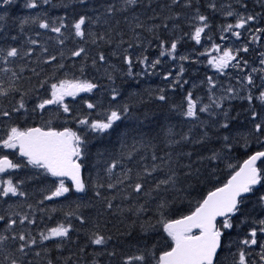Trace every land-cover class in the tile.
Segmentation results:
<instances>
[{
	"label": "snow or ice",
	"instance_id": "6c2138e0",
	"mask_svg": "<svg viewBox=\"0 0 264 264\" xmlns=\"http://www.w3.org/2000/svg\"><path fill=\"white\" fill-rule=\"evenodd\" d=\"M41 2L47 5L50 0H24L23 7L36 9ZM237 2L244 11L233 8L231 4L218 6L216 0H208L207 3L208 9L213 13L219 11L225 17L234 18V23L219 25V31L221 41H228L229 35L226 34H230L231 37H235L237 43L222 47L221 44L213 41L211 48H206L204 52L199 53L200 56L207 55V65L215 70L217 76H228L229 82L221 83L213 76H206L201 84L207 85V103L201 97H196L193 90L189 89L183 98L182 105L172 106V110H178L190 126L187 131L181 132L174 131L170 125L163 129L164 146L168 151L162 155H157L156 144L153 142L156 138L149 139L144 132L149 113L139 112L140 101H137L136 97L140 93L132 92L127 100L118 102L122 92L120 87L115 86L114 73L120 69L109 64L108 57L103 52L92 59L91 66L99 71L98 62L107 65L103 71L107 84L97 82L99 77L87 76L86 61L89 53L83 46L71 50L67 55L64 51L55 55L51 54L45 46H41L40 54H36L31 45H37L39 41L32 38L27 40L26 43L29 46L26 50L23 45L0 46V62L5 65L0 68V72L10 73L7 85L3 79H0V97L7 98L13 94H19V99L10 110L0 109V117L10 119L13 114H18L22 110L27 112L28 99L39 89L29 88L21 91L17 87L16 81L22 78L21 74L28 65L16 62L36 55V60L32 61L35 67L30 71L37 78L44 76L43 80H39V88H45L47 85V95H37L38 102L31 111L35 113L37 110H46L50 105H57L63 113L69 114L76 124L84 129L83 133H78L70 127L57 130L51 126L50 122L46 126L23 129L9 125L6 131L0 134V148L16 149L23 160L14 162L8 155H0V173L27 166L42 170L39 174H47L57 179L52 186L40 189L42 193L47 194L43 195V200L39 203L50 201L55 197H66V194L71 195L73 190L75 193L85 194L88 191H94L95 197L98 200L102 199L105 211L121 215L131 213L135 220L130 227L134 228L138 222L142 235H158L160 229L166 234L163 248L157 247V244L149 246L146 242L141 245L138 241L134 246V254H120V264H223L219 256L225 249L232 255V264H264V240L259 239L260 236H264V217L257 219L251 216V212L256 208L264 210V52L259 53L258 67H252L250 62L243 58V54L249 52L251 44L264 40V27L250 26L252 22L264 17V12H248L246 0H237ZM13 3L15 0H0V10ZM78 3L85 6L86 0H78ZM256 3L264 9V0H256ZM62 6L67 8V2ZM133 6L142 7L145 11L151 9L155 15L148 17L150 20L159 15L153 7V0H147V2L145 0H114L112 3L103 5L104 12L95 20L87 15H79L71 24V28L74 30L75 37L82 40L89 36L93 44H96L98 40L112 43L107 34L86 33L84 30L86 22L96 23L104 16L112 17L118 12L133 11L135 24L132 30L145 28ZM173 6L190 10L184 13V18L188 21L191 31L182 33L183 37L190 38L196 44H201L202 34L211 40V36H208L211 30L210 16L201 12L198 0H183L182 4L180 0H170L169 4L163 6L170 13L165 17L166 20L175 21L181 16V13L173 11ZM6 17H8L6 11L0 15V27L4 26ZM36 19V17H24L19 20V24L23 27L24 24L30 21L35 22ZM104 23H108V20L105 19ZM39 27L50 28L51 32L62 35V29L66 27L65 17L50 21L41 19ZM159 27V25H152L145 30L155 34ZM164 27L167 28V24ZM178 28L179 25L173 23V30ZM244 31H247L248 40L241 43ZM155 38L159 40L160 51L159 56L153 60H149L143 52L140 54L130 52L129 50L134 47L131 43L127 48H123L122 52L112 53V55H120L123 64L127 67V72H122L121 75L128 78L143 75L149 69L155 70L161 65L162 57H168L174 62L179 61L178 71L174 77L171 70L165 72L163 80L168 82L169 89H182L188 83L183 80L185 73L183 62L190 58L188 55L176 56L178 43L182 37L178 36L170 42L160 39L158 35ZM15 39L16 37L12 36V40ZM136 39L140 40L139 33H136ZM57 40L60 45L64 44V39L57 37ZM124 43L125 41L121 39L117 49H120ZM140 47L143 48L144 44L141 43ZM68 57L84 58V62L78 69L79 75L70 76L65 73L63 78H57V73L65 69L64 61ZM12 64H16L18 71L9 67ZM136 64L142 65L144 71L134 72ZM48 65L54 66L50 75L45 74ZM229 69L236 70L235 84L231 83ZM246 69L250 70L244 74ZM152 74L156 72L153 71ZM257 78L260 81L259 85L256 83ZM94 90L100 91L106 97L110 95L107 107L100 100L86 99L83 104L92 111L88 114L73 116L74 109L66 103L65 98H76L81 93H93ZM155 91L157 93L155 99L166 103L168 96L165 89L159 88ZM148 94L151 98L152 90H149ZM234 100L247 101L249 105L244 111V128H233V125L239 121L240 113L233 116L231 107H224L225 104L231 105ZM257 101L259 109L256 106ZM92 112L96 113L95 117ZM201 114H206L207 118L202 119ZM93 141L97 145L94 153L91 151ZM253 142L259 146L260 150L247 155V158L238 166L228 164L231 174L225 182L211 188L201 199L196 200L187 214L176 215L179 211L175 206L177 199L183 202L187 198L180 193L187 192L188 188L192 187L190 181L198 178L202 174V169L207 171L212 162L230 159L238 150H248ZM116 144H119V149L110 150ZM209 145L210 147H206ZM182 146H192L193 150L175 151ZM198 148L203 151H197ZM142 152L143 155H141ZM149 152L151 153L150 162L148 161ZM89 156L95 157V165H104L105 176L102 177L99 173L95 178L82 175ZM137 156H139L137 166H129ZM193 156H196V160L192 159ZM185 160L187 163H182ZM116 169L119 171L117 172ZM214 174V169L208 173L209 176ZM65 178L71 181V186L66 184ZM186 182L189 183L186 184ZM24 183V180L14 181L11 177L0 178V198L27 197L28 193L22 190ZM104 189L109 190V196H102ZM172 192L177 195L169 199V193ZM141 198L144 199V203H139ZM117 199L121 202L134 203H130L128 207H122L121 204L114 203ZM153 202L155 208L152 216L142 219L141 217L149 211L148 205ZM74 203L77 209L82 206L79 200ZM249 204L252 205L251 209L247 208ZM28 208L32 209L33 205L28 204ZM39 210L44 211V209ZM50 211H56V209L53 208ZM64 216L65 220L40 230L38 235H34L30 229L22 227L25 223L29 225L35 223L28 214H21L14 210H6L4 214H0V221L4 222L3 228L0 229V264H54L52 258H47L45 262L51 250L44 245V242L53 243L59 250L63 247L64 241L71 239V232L75 230L71 220L67 218L76 216L81 224L86 222L84 217L78 216L75 211L65 212ZM237 217H240L238 223ZM17 224L21 226L19 230L16 227ZM240 225L250 226L242 239L233 240L230 233ZM111 240V236H106L99 230L91 232L88 236V242L91 245L103 246L105 250ZM237 245V251L232 253V247ZM253 246L259 248V251L255 253L258 260L251 258L254 253L250 249ZM84 251L83 247L79 249L80 253ZM104 254L114 258L118 252L113 249L96 255ZM30 256L39 259H29ZM70 261L71 257H68L65 264H69ZM93 264H100V262L94 258Z\"/></svg>",
	"mask_w": 264,
	"mask_h": 264
},
{
	"label": "trees",
	"instance_id": "16d2710c",
	"mask_svg": "<svg viewBox=\"0 0 264 264\" xmlns=\"http://www.w3.org/2000/svg\"><path fill=\"white\" fill-rule=\"evenodd\" d=\"M67 2L68 7L65 8L62 5ZM114 0H86L85 6H81L78 3V0H50V3L45 5L42 2L39 3L36 9H27L23 7L24 0H15V3L4 6L0 10V15L4 14L6 11L8 17L3 22L4 26L0 27V46H24L25 50L29 46L27 45V40L29 38L36 39L39 41L37 45H31L35 49L36 54H40L41 46H45L49 49L51 54H58L60 51H64L67 55L71 50L76 49L77 47L83 46L88 50L89 58L86 61L87 69L86 74L89 78L99 77L97 81L99 83L107 84L108 81L103 77L104 68L107 65H103L98 62L96 68L91 66V61L95 58L98 53L103 52L108 57V63L115 65L116 68L120 71L115 72L116 77L115 86L120 87L122 95L119 98L118 102H123L128 99L129 94L132 92L140 93L136 97L137 101H140L139 112L140 113H149V120L145 122L144 132L147 134V137L151 139L155 137L153 141L156 144L157 155H162L164 152H167L168 149L164 146V133L163 129L169 125L173 127V130L176 132L187 131L190 126L186 118L180 115L178 110H172V106H180L183 103V98L188 92L189 89L193 90L196 97H201L205 103H207V85L201 84V81L205 79L206 76H213L218 79L221 83H228V76H217L215 71L210 69V67L205 63L206 55L200 56L199 53L205 51L204 44H210L213 41L216 43L222 42L220 39L219 25L232 23V17H225L219 11L213 13L207 7L208 0H198L199 7L202 13L210 16L211 30L208 32V36H211V40L207 36L202 34L201 44H196L195 41H192L188 37H183L182 33L190 32L191 28L188 26V21L184 18V13L189 12V9H183L181 7L173 6L174 12L181 13V16L175 20H166L165 17L170 15L167 8L163 7L170 3V0H153V7L156 9V12L159 13L155 19H148V17L155 15L151 9L145 11L142 7L133 6L135 13L139 15V20L144 23L145 28L152 25H159L160 27L156 30V33H150L145 30V28H136L133 31L135 21L133 20V11L128 12H118L112 17L104 16L100 21L92 23L91 21L86 22L84 26L85 32H93L97 35L107 34V37L111 39L112 43H106L103 40H98L96 44L91 42L92 38L86 36L83 40L81 38L75 37L74 30L71 28V24L79 15H87L95 20V18L104 12L103 5L107 3H112ZM147 2V0H145ZM180 3H183V0H180ZM217 5H228L231 4L233 8L244 11L239 6L237 0H216ZM55 5V7H53ZM247 11L248 12H264V9L260 7L256 0H246ZM117 6H119L117 4ZM46 14V15H45ZM24 17H36V21H30L27 24H24L23 27L20 26L19 20ZM59 17H65L66 27L62 29V35L51 32L49 29H42L39 27V21L41 19L51 20ZM127 18V19H126ZM264 19V17L259 18ZM107 19L108 23H104V20ZM119 21V23H117ZM173 23L179 25L177 30H173ZM167 24V28L164 25ZM6 29V30H5ZM37 33L39 35H37ZM136 33H139L140 40L136 39ZM158 35L160 39H166L169 42L171 39H175L178 36H181L180 42L178 43V48L176 56L188 55L190 58L183 62L185 67V73L183 74V80L188 81L184 87L169 89L167 83L163 80V74L169 70L172 71L173 77L175 76L176 71H178L179 61L174 62L171 58L162 57V64L159 65L155 70L149 69L148 72L143 75L136 76L134 78H128L121 73L127 72L126 65L123 64L122 58L120 55H112L114 51L122 52L123 48H127L128 44H133V48L130 49V52L140 54L143 52L144 55L149 57V60H153L159 56V40L155 38ZM229 35V34H226ZM12 36H15L16 39L12 40ZM57 37L64 39V44L60 45L58 43ZM231 37V36H229ZM125 41L120 49H117V44L120 40ZM151 42L150 44L148 42ZM143 43L144 47L141 48L140 44ZM255 44H251V49L247 54H243V58L250 62L252 67L259 66V60L257 56L252 53V47ZM257 52V51H255ZM59 59V57H58ZM36 60V55L25 58L24 61H17V64H27L28 67L21 74L22 78L19 81H16L17 87L21 91H26L29 88L39 89L38 92H33L31 98L27 102V112L21 111L18 114H13L10 119L0 117V134H3L9 125H15L20 128L27 127H37V126H46L49 122L53 128L61 130L63 127H70L78 133H83L84 129L82 126H78L76 122L72 119L69 114L62 112V109H59L57 105H50L46 110H37L35 113L31 111L35 103L38 102L37 95L46 96V88H39V80H43L44 76L39 78L35 77L30 71L31 68L35 67L32 61ZM199 61V62H197ZM84 62V58H72L68 57L64 63L66 65L65 69L57 73V78H63L65 73L68 75H79L78 69L80 64ZM74 65V66H73ZM5 65L0 62V68H3ZM13 70L18 71L16 64L9 65ZM39 70V69H37ZM54 70L53 65L46 66L45 74L50 75ZM144 71L142 65L136 64L134 66V72L141 73ZM155 71L156 74H152ZM231 73V83L235 84V69L228 70ZM248 70H245L244 74H247ZM10 73L4 74L0 72V79L5 81L7 85ZM257 85L260 81L256 79ZM195 85V87H193ZM164 88L168 100L167 102H160L155 99L157 95L156 89ZM149 90H152V96L149 98ZM109 96H103L100 91L94 90L93 93H81L78 97L65 98L66 103H68L73 109L72 115L77 114H88L90 111L84 106V100L97 101L100 100L103 102L104 106L107 107ZM19 99V94H13L7 98L0 97V109H9L14 106L15 101ZM256 106L259 109V102H256ZM224 107H231L232 115L236 116L237 113H240L239 121H237L233 128H244L245 115L244 111L249 107L247 101L234 100L231 102V105L225 104ZM93 117L96 113L92 112ZM202 119H206V114H201ZM198 129L196 130L198 134ZM86 134V133H84ZM91 140V136H89ZM218 146V145H217ZM96 142L93 141L91 145V151L94 153L96 151ZM206 147H210L206 146ZM119 149V144H116L114 148H110L112 151ZM192 151V146H182L175 149V151ZM260 150L259 146L253 142L250 145L248 150H238L232 154L230 159H224L220 161L212 162L210 168L207 171L202 169V174L198 178H193L190 183L191 188H188L187 192L180 193L181 196L187 197L181 202L179 199L176 201V208L179 209L176 212V215L187 214L189 208L193 206L196 200H199L207 193L208 190L215 186H219L226 181L228 176L231 174V169L227 167L228 164L238 166L247 155H250L252 152ZM197 151H203V149H197ZM144 153L142 152L141 155ZM0 155H8L9 159H12L14 162H22L23 158L19 157L16 153V149H3L0 148ZM150 155L148 154V161L150 162ZM193 160H196V156L192 157ZM139 156H137L129 166L136 167ZM182 163H187V161H182ZM103 164L95 165V157L89 156L87 161V166L84 168L82 175L84 177L95 178L97 173L100 176H105L103 171ZM199 167V165H197ZM215 170L213 176H209L208 173L212 170ZM118 172L119 169H116ZM42 170H37L31 166H27L21 169H11L6 173L0 174V178L7 179L9 177L13 180H24L25 183L22 185V190L28 193L27 197H4L0 198V214H4L6 210L16 211L21 214H28L30 219L35 221L34 224L29 225L25 223L23 228L30 229L34 235H38L40 230H43L47 227L55 226L58 222L65 220L64 213L68 211H75L78 216H83L85 223L81 224L76 216L68 217L67 219L71 220V223L74 226V229L71 232V239L63 242V247L57 250L53 243L45 241L44 245L47 246L51 251L48 253V257L54 260V264H65V260L68 257H71L69 264H93L94 258L99 260L100 264H120L121 256L120 254H134L135 245L140 241L141 245L147 243L149 246L152 244H157V247L163 248L164 238L166 234L163 233L162 229L159 230V234H151L144 236L141 234L139 229V223L137 222L134 228H131L132 221L135 220V217L131 213H124L123 215L119 213L113 214L112 212L105 211V205L102 202V199L98 200L94 191H88L85 193H73L67 195L66 197H55L52 200L43 201V195L47 193H42L40 189H43L47 186H52L56 182V178L51 177L47 174H39ZM28 177H35L34 179H27ZM106 178V177H105ZM159 178V177H154ZM66 184L71 186L69 182L65 181ZM189 182H186V184ZM190 194V195H189ZM110 192L107 189L102 190V196H109ZM177 194L175 192L169 193L168 198L172 199ZM79 200L81 207L77 209L75 201ZM191 201V203L189 202ZM115 204H121L122 207H128L132 201H124L117 199L114 201ZM139 203H144V199L141 198ZM28 204H32L33 208L29 209ZM87 204L85 207L83 205ZM11 206V208H9ZM56 209V211H50L51 209ZM149 211H147L141 218L148 219L152 216L153 210L155 208V203H150L148 205ZM248 209L252 208V205L247 206ZM39 209H44L41 212ZM251 216L255 218L264 217V210L259 208L254 209L251 212ZM240 217H237L236 222L238 223ZM3 221H0V229L3 228ZM250 225H240L239 228H234L230 236L233 240L238 241L246 235L248 227ZM17 229L19 230L21 226L17 224ZM99 230L106 236H111L112 240L107 246V250L103 246L91 245L88 242V236L91 232ZM260 240H264V236L259 237ZM170 243V241H169ZM83 247L85 251L83 253L79 252V249ZM237 246L232 247V253L237 251ZM116 249L118 255L114 258H110L107 254L97 256V253L106 252ZM38 250V249H34ZM250 251L254 254L251 257L252 259L258 260V257L255 256V253L259 251V248L253 246ZM29 259H39L30 256ZM220 261L223 264H232V255L227 251V249L220 252L219 256Z\"/></svg>",
	"mask_w": 264,
	"mask_h": 264
},
{
	"label": "flooded vegetation",
	"instance_id": "af4514ba",
	"mask_svg": "<svg viewBox=\"0 0 264 264\" xmlns=\"http://www.w3.org/2000/svg\"><path fill=\"white\" fill-rule=\"evenodd\" d=\"M257 25H259L260 27H264V19H260V20H257L255 22H252L251 23V27H256ZM247 31H244V34L242 36V39L241 41L242 42H246L248 40V37H247ZM258 45L254 46L253 47V52L256 56H257V60H259V53L261 52H264V40H262L260 43H257ZM250 49H251V45H250ZM257 51V52H255Z\"/></svg>",
	"mask_w": 264,
	"mask_h": 264
},
{
	"label": "rangeland",
	"instance_id": "374dc122",
	"mask_svg": "<svg viewBox=\"0 0 264 264\" xmlns=\"http://www.w3.org/2000/svg\"><path fill=\"white\" fill-rule=\"evenodd\" d=\"M233 18V17H232ZM235 21H234V19H233V21H232V23H234ZM256 27H260L259 25H257ZM229 36H230V34H229ZM247 37H248V35H247ZM217 43V42H216ZM237 42H236V39H235V37H229V40L228 41H222V42H220V43H218V44H221L222 45V47H227V46H229L230 44H236ZM241 43H242V41H241ZM211 44L212 43H210V44H204L205 45V48H211ZM256 45H258L257 43L255 44V46ZM237 46H239V44H237ZM252 49H253V47H252ZM207 59H208V56L206 55V64H207ZM210 69H212V68H210ZM213 71H215L214 69H212ZM246 70H250V69H246ZM236 73V72H235ZM235 78V77H234ZM67 98V97H66ZM11 150H13V149H11Z\"/></svg>",
	"mask_w": 264,
	"mask_h": 264
},
{
	"label": "water",
	"instance_id": "95a60500",
	"mask_svg": "<svg viewBox=\"0 0 264 264\" xmlns=\"http://www.w3.org/2000/svg\"><path fill=\"white\" fill-rule=\"evenodd\" d=\"M35 127H36V126H35ZM57 130H58V129H57ZM17 155L19 156L18 151H17ZM245 159H246V158H245ZM242 162H243V161H242ZM242 162H241V163H242ZM241 163H240V164H241ZM54 178H55V177H54ZM65 180H66L67 182H69V184L71 185V181H70L69 179L65 178ZM73 191H74V190H73Z\"/></svg>",
	"mask_w": 264,
	"mask_h": 264
}]
</instances>
